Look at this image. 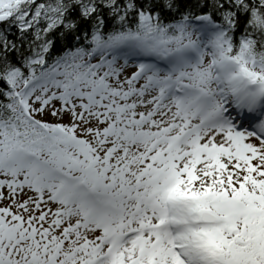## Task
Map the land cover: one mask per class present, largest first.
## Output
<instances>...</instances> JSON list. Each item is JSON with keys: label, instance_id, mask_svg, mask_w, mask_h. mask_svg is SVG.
Returning <instances> with one entry per match:
<instances>
[{"label": "snow or ice", "instance_id": "snow-or-ice-1", "mask_svg": "<svg viewBox=\"0 0 264 264\" xmlns=\"http://www.w3.org/2000/svg\"><path fill=\"white\" fill-rule=\"evenodd\" d=\"M0 264H264V0H0Z\"/></svg>", "mask_w": 264, "mask_h": 264}]
</instances>
